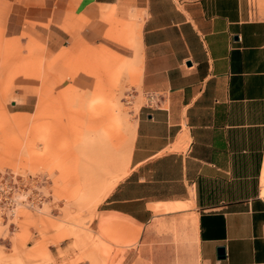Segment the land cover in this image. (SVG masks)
Segmentation results:
<instances>
[{"label":"crops","instance_id":"crops-1","mask_svg":"<svg viewBox=\"0 0 264 264\" xmlns=\"http://www.w3.org/2000/svg\"><path fill=\"white\" fill-rule=\"evenodd\" d=\"M0 13L7 37L135 39L145 100L101 223L139 232L147 257L161 245V264L188 229L200 264H264V16L249 0H0ZM122 59L108 68L130 75ZM89 149L98 168L112 157Z\"/></svg>","mask_w":264,"mask_h":264},{"label":"rangeland","instance_id":"rangeland-1","mask_svg":"<svg viewBox=\"0 0 264 264\" xmlns=\"http://www.w3.org/2000/svg\"><path fill=\"white\" fill-rule=\"evenodd\" d=\"M249 6L264 16V0ZM1 19L0 264H124L133 253L132 264H161V245L150 246L147 257L139 232L100 221V202L124 173L145 100L140 91L135 98V39L75 37L55 45L30 31L7 37ZM116 56L135 70L110 71ZM101 142L112 157L98 168L89 144ZM180 242L168 264H200L193 230Z\"/></svg>","mask_w":264,"mask_h":264},{"label":"built area","instance_id":"built-area-1","mask_svg":"<svg viewBox=\"0 0 264 264\" xmlns=\"http://www.w3.org/2000/svg\"><path fill=\"white\" fill-rule=\"evenodd\" d=\"M146 99H148L149 102L154 103V98L152 95H149V98L146 97Z\"/></svg>","mask_w":264,"mask_h":264},{"label":"water","instance_id":"water-1","mask_svg":"<svg viewBox=\"0 0 264 264\" xmlns=\"http://www.w3.org/2000/svg\"><path fill=\"white\" fill-rule=\"evenodd\" d=\"M223 251H224V250H223V248H222V247H221V248H219V254H220V255H223Z\"/></svg>","mask_w":264,"mask_h":264}]
</instances>
